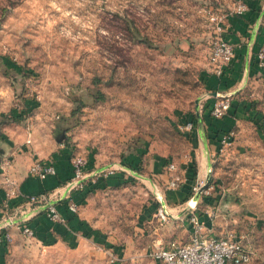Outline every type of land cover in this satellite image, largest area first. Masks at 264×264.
Wrapping results in <instances>:
<instances>
[{"label": "rangeland", "instance_id": "rangeland-1", "mask_svg": "<svg viewBox=\"0 0 264 264\" xmlns=\"http://www.w3.org/2000/svg\"><path fill=\"white\" fill-rule=\"evenodd\" d=\"M241 1L248 0H0L2 132L8 123L12 135L31 127L42 147L64 144L72 156L91 159L100 178H125L98 187L86 203L94 229L107 238L102 249L69 242L43 249L23 236L13 264H153L147 253L155 241L189 234L186 203L163 200L172 217L164 225L155 218L159 190L171 189L173 174L181 177L176 189L189 185L185 200L198 201L199 214L214 212L220 229L245 233L255 251L246 264H264L263 68L240 74L237 94L219 96L241 106L229 113L233 143L214 150L226 130H212L207 176L187 181L182 174L198 168L191 153L201 143L179 125L193 113L199 118L216 97L207 81L213 17L229 27ZM177 208L184 214L173 218ZM148 213L156 226L177 232L150 236L140 220ZM111 246L120 250L119 263L106 254Z\"/></svg>", "mask_w": 264, "mask_h": 264}, {"label": "crops", "instance_id": "crops-1", "mask_svg": "<svg viewBox=\"0 0 264 264\" xmlns=\"http://www.w3.org/2000/svg\"><path fill=\"white\" fill-rule=\"evenodd\" d=\"M246 2L248 3V11L244 14L234 15L230 21V26H226L228 29H226V37L236 45L234 59L230 66L226 68L225 74L221 77L215 76L209 72L207 73L208 87L210 88L209 92L212 94H218V96L223 97L229 94H237L242 86L238 88L235 79L238 78L240 74L249 71L253 65L256 68H259V66L256 65L255 59L257 57V51L262 44H264V0H248ZM252 52H255L253 58L251 57ZM209 103L210 101L208 100L205 104L206 112L210 109ZM237 103L236 110L234 109L233 112H236L237 110L240 111L241 109L239 101H237ZM203 111L204 109L200 111L202 114L200 116L198 115L199 118L197 125L193 131L190 132V135L195 136L194 140H200L201 147L200 149H193L191 153L193 160L197 161L198 168L196 169L192 167L190 169L189 167H185V169H183L184 171L182 174L186 177L187 181H190L189 178L194 177L193 175L206 177L210 171L209 169L212 161L211 155H214V153L209 149L210 145L208 141H212V139H209V136H212L211 133H213L212 129L215 127L219 130L234 129L232 126H234L235 120L229 115V113L225 118L217 121H210L203 115ZM5 125L4 131L2 132L1 130L0 146L5 149L6 153L2 156L1 164L6 161L9 162L7 171L8 175L18 183L20 192L18 195L9 199L6 197L5 191L0 185V228H2L0 235L5 237L6 234L9 233L13 237L12 243H7L6 239H4L3 242H0V264H13V262H17L19 258V256H17L19 250L18 246L24 238L16 225H10L13 221H24L26 224H29L34 228L36 236L32 239H28L33 247L37 246L38 248L42 247L43 249H48L54 245L57 246L61 243L69 242L71 244H88L91 248L97 249V245L103 244L107 238L103 233L94 229V224L88 217L90 209L86 203H88L92 193L95 192L98 187L107 184H120L125 181L124 175L118 173L112 178H98L100 180L97 179L95 183H91L85 190L72 191L70 193L66 189L65 184L73 173L71 150L67 146H64V144H61V148L58 150V146L53 145L52 142L50 148L46 149L41 146L40 138H38V135H34L31 127H27L26 134L21 132L12 135L8 133L9 131L6 132V129L10 130L9 128H13V124L8 123ZM1 128H3V124L1 125ZM28 139L31 140L30 143H27ZM215 143H217V147L215 146L214 148L216 149L214 150H219L220 143L218 139ZM63 146L65 147L64 149H62ZM37 159L53 162L57 168V174L46 179L30 175L29 169L32 163ZM160 168L161 162H158L157 160L154 163L153 169L158 171ZM87 171L93 173L98 172V169L94 170V165L90 164ZM188 187L189 185L183 186L181 190L176 188H171L167 191L159 190L160 196L158 198L162 202V206H164L163 200L170 203L182 202L186 203L187 206H193L191 203L193 198H190L188 201L185 200L187 198ZM94 188H96L94 191L91 190ZM43 192L51 195L52 200H56L60 195L61 197L68 194L73 195V198L79 204L78 213L74 214L70 212L66 203L61 200L58 201L57 204L64 221H53L49 217L46 202H28V197L30 195H37ZM196 204L198 206V201ZM178 208H180V206H178ZM178 208L176 209L178 214L173 218H178L184 214L183 209L179 210ZM151 214L152 213H148L140 219L141 222L147 221L149 224V228L146 231L147 234L151 236L154 235V232L160 233L161 230L162 234L173 236V233L177 232L173 231L166 225L165 227H168L167 230L171 231L166 232L164 229L165 227L161 228L158 225L156 226L157 223L154 222L155 219H152ZM201 218L205 221L207 226L212 225V220L209 214L201 215ZM158 221L164 225L169 220L165 223L157 219V222ZM213 224L216 233L224 231L225 228L220 229L215 222H213ZM236 232L240 236H244L246 240L244 232ZM177 236H182V239L185 238L186 241H188L190 238V232L188 234L183 230V233H177ZM116 251L121 261L122 257L119 248H117ZM136 251L140 252L139 254L141 255L145 254L144 249H137ZM135 255L137 254L135 253ZM153 264L163 263L153 261Z\"/></svg>", "mask_w": 264, "mask_h": 264}, {"label": "built area", "instance_id": "built-area-1", "mask_svg": "<svg viewBox=\"0 0 264 264\" xmlns=\"http://www.w3.org/2000/svg\"><path fill=\"white\" fill-rule=\"evenodd\" d=\"M247 11L248 3L246 1L239 2L236 13L244 14ZM213 20L216 21L217 37L209 55L208 70L211 74L221 77L225 74L226 68L230 66L235 57L236 45L225 35L226 23L223 17L215 16ZM257 60L259 67L264 69V44L257 51ZM230 108L231 99L219 98L218 94H216L210 113L214 118L222 119ZM179 127L183 132H189L195 128V123L189 119L180 124ZM233 137L234 131L221 135L219 142L220 152H224L233 143ZM30 141L28 139L27 143H30ZM71 164L73 173L65 184L66 189L70 193L72 191L85 190L91 183H95L102 176V173H99V171L93 173L87 171L90 161L86 157L80 155L72 156ZM0 166V185L5 191L6 197L10 199L19 194V185L8 175L9 162L6 161ZM176 169V164L171 163L169 165V171L174 172ZM29 173L34 177L46 179L50 176H55L57 168L53 162L37 159L32 163ZM111 173H114V171ZM108 177L109 174L106 173L105 178ZM180 184L181 177L173 174L169 181V187L178 188ZM61 200L66 203L70 212L74 214L78 213L79 204L73 198V195L70 194L62 197L60 195L56 200H52L51 195L46 192L28 197V202L30 203L46 202L49 217L55 222L64 221L57 204ZM188 209L189 240L170 239L167 242L157 240L148 250L147 255L149 257L163 264H246L252 260L255 251L245 240L244 236H240L233 229H225L220 234L215 232L213 222L216 215L214 212L209 213L212 225L207 226L197 210V204L189 206ZM155 217L161 222H166L169 220L170 215L166 208L161 206L158 208ZM11 224L16 225L17 229L27 239H32L36 236L34 228L24 221H13ZM1 230L2 228H0ZM4 239H6L7 243L13 242V237L9 233L5 237L0 235V242H3ZM98 249L102 248L98 247ZM105 251L109 255L111 262L118 263L120 261L116 248L108 247Z\"/></svg>", "mask_w": 264, "mask_h": 264}, {"label": "trees", "instance_id": "trees-1", "mask_svg": "<svg viewBox=\"0 0 264 264\" xmlns=\"http://www.w3.org/2000/svg\"><path fill=\"white\" fill-rule=\"evenodd\" d=\"M13 4H15L14 2H12V4L11 5H13ZM255 61H256V64L258 65V60H257V57H256V59H255ZM259 66V65H258ZM213 103H214V98L213 99H211V101H210V103H209V107H210V109H211V107H212V105H213ZM236 105H238V103L236 102V101H231V108L229 109V111L227 112V114L228 113H232L233 112V110L235 109L236 110ZM210 109L208 110V112H206L205 110L203 111L204 113H203V115L207 118V119H209L210 121H217V120H220V119H216V118H214L212 115H211V113H210ZM235 112H233L232 114H234ZM226 116V115H225ZM223 118H225V117H223ZM190 120H192L194 123L198 120V118H197V116L193 113V114H191V119ZM213 131H215V132H219V129H216V128H213L212 129ZM229 131H231V129H229V130H226L224 133H226V132H229ZM223 134V133H222ZM221 134V135H222ZM221 135L218 137V141L220 142V137H221ZM234 140V139H233ZM89 161H90V164H93V161L91 160V159H89ZM96 188H94V189H91V190H95ZM112 247V246H111Z\"/></svg>", "mask_w": 264, "mask_h": 264}, {"label": "water", "instance_id": "water-1", "mask_svg": "<svg viewBox=\"0 0 264 264\" xmlns=\"http://www.w3.org/2000/svg\"><path fill=\"white\" fill-rule=\"evenodd\" d=\"M1 123H0V133H1ZM6 153L5 149L3 147L0 146V165H1V161H2V156Z\"/></svg>", "mask_w": 264, "mask_h": 264}, {"label": "bare ground", "instance_id": "bare-ground-1", "mask_svg": "<svg viewBox=\"0 0 264 264\" xmlns=\"http://www.w3.org/2000/svg\"><path fill=\"white\" fill-rule=\"evenodd\" d=\"M194 201H195V199H194Z\"/></svg>", "mask_w": 264, "mask_h": 264}]
</instances>
